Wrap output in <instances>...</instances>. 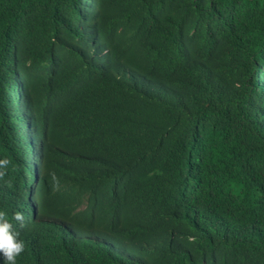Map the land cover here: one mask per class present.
<instances>
[{"label": "trees", "instance_id": "obj_1", "mask_svg": "<svg viewBox=\"0 0 264 264\" xmlns=\"http://www.w3.org/2000/svg\"><path fill=\"white\" fill-rule=\"evenodd\" d=\"M3 158L16 264H264V0H0Z\"/></svg>", "mask_w": 264, "mask_h": 264}, {"label": "clouds", "instance_id": "obj_2", "mask_svg": "<svg viewBox=\"0 0 264 264\" xmlns=\"http://www.w3.org/2000/svg\"><path fill=\"white\" fill-rule=\"evenodd\" d=\"M7 164L8 160L6 158L0 159V169ZM53 178H55L54 174ZM12 219L22 221V213L15 212ZM12 223L5 213L0 212V264H16L17 256L25 248L24 241L13 228Z\"/></svg>", "mask_w": 264, "mask_h": 264}]
</instances>
